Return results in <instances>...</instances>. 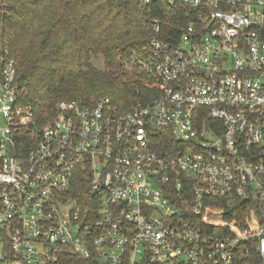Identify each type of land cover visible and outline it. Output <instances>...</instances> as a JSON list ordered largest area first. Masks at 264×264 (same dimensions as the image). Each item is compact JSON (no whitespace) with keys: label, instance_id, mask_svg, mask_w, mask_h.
<instances>
[{"label":"built area","instance_id":"1","mask_svg":"<svg viewBox=\"0 0 264 264\" xmlns=\"http://www.w3.org/2000/svg\"><path fill=\"white\" fill-rule=\"evenodd\" d=\"M167 1L192 14L175 39L146 18L153 96L128 110L41 125L0 49V264H264V0Z\"/></svg>","mask_w":264,"mask_h":264},{"label":"trees","instance_id":"2","mask_svg":"<svg viewBox=\"0 0 264 264\" xmlns=\"http://www.w3.org/2000/svg\"><path fill=\"white\" fill-rule=\"evenodd\" d=\"M192 9L167 0H0V49L15 60L20 99L41 125L60 100L106 96L128 110L153 96L144 83L146 72L131 58L148 42L146 18H159L164 35L175 39ZM99 56L104 68L93 64ZM124 63L130 79L119 71ZM173 143L170 134H158L155 147L167 152ZM74 193L88 200L85 188Z\"/></svg>","mask_w":264,"mask_h":264},{"label":"rangeland","instance_id":"3","mask_svg":"<svg viewBox=\"0 0 264 264\" xmlns=\"http://www.w3.org/2000/svg\"><path fill=\"white\" fill-rule=\"evenodd\" d=\"M93 64L97 67V68H104V63H103V58L101 56H99V58L92 60ZM121 72H123V74H125V78L126 79H130L131 76V70H130V65L127 63H124V66L121 68V70H119ZM165 264H172L171 262H167Z\"/></svg>","mask_w":264,"mask_h":264}]
</instances>
